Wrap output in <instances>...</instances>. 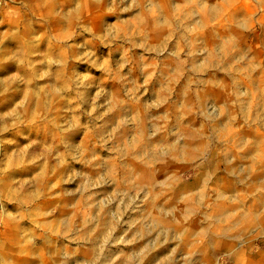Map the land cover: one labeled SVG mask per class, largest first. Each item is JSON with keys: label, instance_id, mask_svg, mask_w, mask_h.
Wrapping results in <instances>:
<instances>
[{"label": "clouds", "instance_id": "1", "mask_svg": "<svg viewBox=\"0 0 264 264\" xmlns=\"http://www.w3.org/2000/svg\"><path fill=\"white\" fill-rule=\"evenodd\" d=\"M0 17V68L18 70L0 96L25 90L0 137L28 141L0 165V264H37L42 247L49 264H243L261 250L264 59L245 38L264 33V0H0Z\"/></svg>", "mask_w": 264, "mask_h": 264}, {"label": "rangeland", "instance_id": "2", "mask_svg": "<svg viewBox=\"0 0 264 264\" xmlns=\"http://www.w3.org/2000/svg\"><path fill=\"white\" fill-rule=\"evenodd\" d=\"M63 2L65 3L66 7H71L74 3V0H63ZM89 11L91 15L89 16L87 22L93 24L94 26L98 28L99 21L102 15V10H96L93 8V9H90ZM2 18L3 17H0V19ZM119 19L121 18L113 17L112 22H117ZM51 23H52L53 29H57L59 27L56 21H52ZM6 27H7V22L5 23V28ZM0 31H3V29H0ZM245 39H246L247 44L253 49L254 53L261 59H264V33H261L258 31L257 33L253 35L247 36ZM47 50H48V46H47V43H45L44 47L42 48V51H47ZM96 50H97V55L100 56L101 59L108 57L109 52L111 51L110 49L100 48L99 45H96ZM0 59H2V57H0ZM16 71L18 70L15 69V65L13 64L5 65L3 68H0V80H6L9 76L14 75ZM81 71L83 72L90 71L94 76L97 77L98 83L105 79L103 73H98L96 72L95 69H89L87 65H81ZM133 78H137V77H133ZM40 83L46 84V83H49V81H41ZM141 83H142V80H141ZM117 87L118 86L116 85H109V89L113 91L116 90ZM155 90H156V86H153L152 89H150L149 91V96L146 97L145 99H154L152 92H154ZM24 91H25L24 89H20L18 94L16 91H10L7 95L0 96V114L11 110V108L14 107L16 103H18L21 99H23ZM217 95H219V93H217ZM58 107L59 108L64 107L63 103L58 105ZM31 138H35V137H31ZM0 139H3L5 141H13V143H5L3 148L0 149V165H6L12 153L19 151L25 146L26 143H28V141H23L15 133L5 134V136L0 137ZM44 139H48L50 141L51 137L46 136L44 137ZM41 143H43V139L41 140ZM261 167H264V165H261ZM188 174L191 176V178L187 180L186 184L183 185V187L188 191H192L197 186V178H196L195 173H188ZM16 178L25 179L28 177L18 174ZM55 179L56 178H53L52 182H55ZM218 179L222 180L224 184L229 183L227 177L224 176L223 171H221V174L218 177ZM62 203L63 201L51 200V199H46V200L41 201L42 207L45 209L57 207L58 205H62ZM5 207L9 213H15L16 211H18L17 205L15 204L9 205L6 201H5ZM21 226L25 228L33 227V225L29 221H24ZM0 235H8L9 237H11L12 232L10 230L5 231L2 227H0ZM45 252H46V249L42 247L41 248L42 260L37 262V264H49V261L46 255H44ZM162 254H164L163 251L155 254L156 258H158V256ZM14 264H32V262L27 260V258L17 257L14 261ZM243 264H264V243H262L260 251H256L255 246H253V249L250 250L249 253L245 255Z\"/></svg>", "mask_w": 264, "mask_h": 264}]
</instances>
